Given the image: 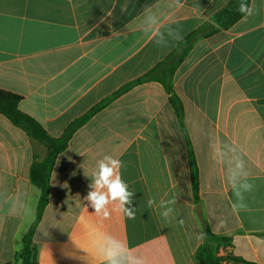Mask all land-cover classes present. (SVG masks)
I'll use <instances>...</instances> for the list:
<instances>
[{
  "label": "crops",
  "instance_id": "0c3cea01",
  "mask_svg": "<svg viewBox=\"0 0 264 264\" xmlns=\"http://www.w3.org/2000/svg\"><path fill=\"white\" fill-rule=\"evenodd\" d=\"M229 1L0 0V89L20 95V110L60 137ZM250 7L253 15L196 41L175 73L187 134L155 81L133 85L77 129L51 173L33 236L37 264H105L93 241L142 264H195L208 229L230 239L218 255L264 264V0H250ZM45 154L43 144L0 114V264L16 263L36 218L40 190L30 167ZM105 155L124 165L120 174L135 193L134 218L118 202L107 206L104 218L84 199ZM245 183L253 188L245 191ZM236 190L243 210H233L241 202Z\"/></svg>",
  "mask_w": 264,
  "mask_h": 264
},
{
  "label": "trees",
  "instance_id": "16d2710c",
  "mask_svg": "<svg viewBox=\"0 0 264 264\" xmlns=\"http://www.w3.org/2000/svg\"><path fill=\"white\" fill-rule=\"evenodd\" d=\"M244 2L250 7V0H244ZM240 3L241 0H230L225 7L213 16L210 22L203 24L196 31L187 35L177 47L153 69L139 79L127 84L109 98L103 100L82 117L71 122L60 137L51 136L39 121L20 110L19 102L22 99L20 95L0 89V114L8 118L13 125L22 129L32 140L43 144L46 148L45 156L43 158L36 156L30 167V180L32 184L40 190V196L37 205L36 218L22 237V249L16 256L15 264H37L33 236L48 203L50 177L56 158L68 147L70 140L77 129L84 125L95 113L105 107L110 100L128 90L133 85L149 81L158 82L164 86L170 95V102L175 110L182 130L184 134H187L184 121V106L181 98L174 89L175 73L196 41L201 38L210 37L221 30H228L245 15L238 10ZM188 146L192 188L194 198L199 202L198 167L189 140ZM206 235V242L199 246L194 254L195 264H220L221 257L218 255L219 249L222 246H227L230 239L216 235L209 229L207 230ZM228 256L233 257L231 255Z\"/></svg>",
  "mask_w": 264,
  "mask_h": 264
},
{
  "label": "clouds",
  "instance_id": "9594fccd",
  "mask_svg": "<svg viewBox=\"0 0 264 264\" xmlns=\"http://www.w3.org/2000/svg\"><path fill=\"white\" fill-rule=\"evenodd\" d=\"M238 10L246 16L254 14V9L249 7L244 0H241ZM181 39L182 36L180 32L176 31L174 40L179 41ZM97 164L98 170L94 173L91 179V184L89 185V188L92 190L89 191L87 197L84 199L89 202L95 213L99 214L103 210L104 218H107L110 215L107 206L110 203L115 202H118L119 209L123 211L128 218H134L136 207L132 205L135 193L129 191L127 183L122 179L120 174V169L124 166L122 161L110 155H105L103 159L97 162ZM233 187L235 188V185H233ZM243 188L245 191H250L253 188V185L245 183ZM236 195L241 202L234 204L233 210L245 209L246 205L242 203V192L236 190ZM148 203L151 205L153 201L149 200ZM170 212L171 209L169 208L163 213V215L168 216ZM204 238V233H201L198 236V239L200 240H203ZM93 246L96 249L97 255L105 262V264H142V261L138 257L123 254L118 248H101L96 241H93ZM128 253H131L129 249Z\"/></svg>",
  "mask_w": 264,
  "mask_h": 264
},
{
  "label": "built area",
  "instance_id": "2783aa9c",
  "mask_svg": "<svg viewBox=\"0 0 264 264\" xmlns=\"http://www.w3.org/2000/svg\"><path fill=\"white\" fill-rule=\"evenodd\" d=\"M219 257H221V262H220V264H246V263L243 262V261H240V260H238V259H236V258H234V257H230V256H228V254H227L225 251H223V252L219 255Z\"/></svg>",
  "mask_w": 264,
  "mask_h": 264
},
{
  "label": "water",
  "instance_id": "95a60500",
  "mask_svg": "<svg viewBox=\"0 0 264 264\" xmlns=\"http://www.w3.org/2000/svg\"><path fill=\"white\" fill-rule=\"evenodd\" d=\"M196 212H197L198 217H199V219H200V221H201V224H202L203 229L206 231V230L208 229V227H207V224H206V221H205L204 215H203V213H202V211H201V207H200V205L197 206V208H196Z\"/></svg>",
  "mask_w": 264,
  "mask_h": 264
}]
</instances>
